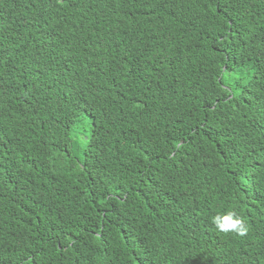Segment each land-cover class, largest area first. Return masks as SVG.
<instances>
[{"label":"trees","instance_id":"trees-1","mask_svg":"<svg viewBox=\"0 0 264 264\" xmlns=\"http://www.w3.org/2000/svg\"><path fill=\"white\" fill-rule=\"evenodd\" d=\"M0 264H264V0H0Z\"/></svg>","mask_w":264,"mask_h":264},{"label":"clouds","instance_id":"clouds-1","mask_svg":"<svg viewBox=\"0 0 264 264\" xmlns=\"http://www.w3.org/2000/svg\"><path fill=\"white\" fill-rule=\"evenodd\" d=\"M211 223L224 236H235L243 239L250 232V227L246 220L236 210L229 211L227 214L216 215Z\"/></svg>","mask_w":264,"mask_h":264}]
</instances>
